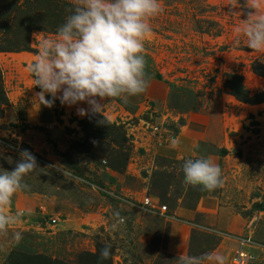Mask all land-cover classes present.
Segmentation results:
<instances>
[{
  "label": "rangeland",
  "instance_id": "obj_1",
  "mask_svg": "<svg viewBox=\"0 0 264 264\" xmlns=\"http://www.w3.org/2000/svg\"><path fill=\"white\" fill-rule=\"evenodd\" d=\"M244 3L161 0L163 11L150 20L152 34L145 43L148 88L162 91L157 97L149 95L162 102L158 111L145 115L151 125L131 117L113 98L100 101L103 113L86 116L77 114V108H88L84 103L68 106L56 99L52 107L40 104L36 93L41 89L34 86L29 65L39 56L40 42L55 39V34L36 32L35 53L0 54V85L9 101L0 107V171L12 170L25 149L39 165L24 178L26 187L17 192L26 199L13 196L5 209L23 215L6 234H0V264H50L51 260L81 264V256L96 253L98 243L112 248L111 264H180L182 255L167 248L164 217L143 215L134 223L125 216L123 204L91 187L114 180L109 173H118L131 183L141 149L161 146L151 133L154 126L168 140L169 133H177L189 119L196 120L200 114L209 117L222 134L228 133L229 154L250 178L260 179V189H264V103H241L226 87V76L236 74L252 94L264 90V78L251 68L256 60L264 62V52L248 48L246 37L237 31L250 11ZM130 102L133 108L129 109L140 105L135 99ZM24 111L31 122L19 119ZM157 117H163L161 124ZM89 119L93 120L81 126ZM107 123L121 127L127 140L117 144L108 137ZM90 124L92 132L87 131ZM216 148L217 154L226 153L222 146ZM173 170L183 174L181 164ZM167 174L168 169L156 170L153 177L160 205H167ZM50 218L59 221L51 224ZM17 232L22 235L19 241ZM220 239L216 232L194 231L183 257L204 261Z\"/></svg>",
  "mask_w": 264,
  "mask_h": 264
},
{
  "label": "clouds",
  "instance_id": "obj_2",
  "mask_svg": "<svg viewBox=\"0 0 264 264\" xmlns=\"http://www.w3.org/2000/svg\"><path fill=\"white\" fill-rule=\"evenodd\" d=\"M239 4V0H234ZM250 11L237 29L247 39V47L264 52V0H245ZM68 15L56 30L55 39L40 42L38 58L29 65L38 101L52 107L87 104L77 108L79 116L103 113L100 101L143 94L149 86L145 43L152 34L150 20L162 11L161 0H74ZM239 43V39L235 41ZM52 99H46L45 96ZM12 170L0 171V234L18 222L23 213L9 214L5 209L22 188L24 178L39 167L28 150L19 153ZM184 183L213 191L222 186V171L209 158H186L182 164ZM17 241L22 235L15 233ZM109 246L101 249L107 259ZM212 259V257H209ZM218 264L223 258L215 257ZM180 264H202L200 257H180Z\"/></svg>",
  "mask_w": 264,
  "mask_h": 264
},
{
  "label": "crops",
  "instance_id": "obj_3",
  "mask_svg": "<svg viewBox=\"0 0 264 264\" xmlns=\"http://www.w3.org/2000/svg\"><path fill=\"white\" fill-rule=\"evenodd\" d=\"M161 92L158 89L151 91L149 87L143 94L129 97L127 101L121 98L113 99L119 101L131 117L149 125L151 122L145 120V115L160 109L162 102L152 97H157ZM133 99L140 105L129 109V106L133 108L130 104ZM19 119L31 122L25 111L20 113ZM156 121L161 124L163 117H157ZM214 125L212 119L201 114L196 120L189 119L178 128L177 133H169L171 140L163 136L161 146L141 149L131 183L118 173H109L114 180L106 181L104 187L116 191L124 198L125 201L117 203L123 204L125 216L137 223L141 221L139 216L149 215L140 204L144 197H149L159 204L160 199L153 180L156 170L168 169L170 174H167L169 178L166 179L167 192L164 196L168 207L167 216L164 217L168 226V250L184 256L194 231L216 232L221 239L202 264H218L215 260L217 256L223 258L224 264H233L236 252L241 248L255 256L248 264H264V189H260L262 182L260 179L257 181L250 178L246 168L240 166L238 159L229 154L228 133L222 134ZM216 146H222L226 153L217 154ZM186 158L213 160L221 168L222 186L213 191H206L201 186L185 184L183 174H177L181 169H177V173L173 169L179 164L182 165ZM161 161L169 164L162 165ZM255 191L262 194L256 195ZM19 197L21 199L24 196L19 193L14 195L15 199Z\"/></svg>",
  "mask_w": 264,
  "mask_h": 264
},
{
  "label": "trees",
  "instance_id": "obj_4",
  "mask_svg": "<svg viewBox=\"0 0 264 264\" xmlns=\"http://www.w3.org/2000/svg\"><path fill=\"white\" fill-rule=\"evenodd\" d=\"M72 4L67 0H0V53H35L33 35L36 32H47L56 35L58 26L64 23L66 16L69 14L67 10ZM251 68L255 75L264 78L263 61H254ZM226 87L231 95L241 103L248 105L264 103V90L252 94L244 86L243 78L240 75L228 74L226 76ZM8 104L9 101L0 85V107ZM1 115H3V110L0 108ZM91 120L93 119L82 121L81 126H84L87 122L89 124ZM107 124L109 126L108 137L116 139L114 141L117 144L127 140L125 133L121 131V127L115 124ZM87 131L92 132L91 124L88 125ZM105 246V244L98 243L96 253L83 254L80 258L81 264H111L112 248L110 246L109 257L104 260L100 258L101 249ZM31 259H37V257ZM49 263L66 264L59 260H51Z\"/></svg>",
  "mask_w": 264,
  "mask_h": 264
},
{
  "label": "built area",
  "instance_id": "obj_5",
  "mask_svg": "<svg viewBox=\"0 0 264 264\" xmlns=\"http://www.w3.org/2000/svg\"><path fill=\"white\" fill-rule=\"evenodd\" d=\"M151 133L156 137V143L158 145L163 144V132L160 130L159 126L152 127ZM170 137L168 140H171ZM92 189L97 191L100 195L108 200H113L116 202L125 201L122 196H120L116 191L106 188L99 185H91ZM141 207L147 214L157 215L166 217L168 213V207L166 205H159L156 202H153L149 197H144L140 203ZM59 221L58 218H50L51 224H56ZM124 221V219H122ZM255 259L254 254L244 250L243 248L239 249L236 252V256L233 259V264H248Z\"/></svg>",
  "mask_w": 264,
  "mask_h": 264
}]
</instances>
